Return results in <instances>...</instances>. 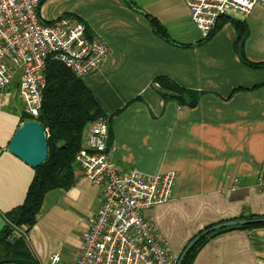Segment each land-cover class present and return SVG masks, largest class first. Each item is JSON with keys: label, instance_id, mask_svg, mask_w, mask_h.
<instances>
[{"label": "crops", "instance_id": "0c3cea01", "mask_svg": "<svg viewBox=\"0 0 264 264\" xmlns=\"http://www.w3.org/2000/svg\"><path fill=\"white\" fill-rule=\"evenodd\" d=\"M40 13L45 21L80 19L108 47L106 59L82 82L112 118L110 156L121 173L177 174L172 201L145 213L177 262L206 228L264 216V7L224 17L228 22L208 42L184 0H47ZM144 13L160 22L172 43L154 33ZM231 19L247 27L245 61ZM159 77L200 93L197 106L166 102ZM18 103L17 93H0V232L3 215L23 205L35 176L7 151L25 115ZM90 130L91 124L82 148ZM98 210L99 190L75 164L73 186L45 195L28 234L39 264L55 253L61 264H75ZM192 264H264V227L213 236Z\"/></svg>", "mask_w": 264, "mask_h": 264}, {"label": "built area", "instance_id": "2783aa9c", "mask_svg": "<svg viewBox=\"0 0 264 264\" xmlns=\"http://www.w3.org/2000/svg\"><path fill=\"white\" fill-rule=\"evenodd\" d=\"M42 0H0V93L17 79L15 93L27 117L36 121L46 88L49 59L82 79L108 56V47L69 17L45 21ZM203 39L229 16H247L264 0H184ZM109 118L91 123L88 147L75 162L99 190V210L82 235L75 264H177L145 213L172 201L177 174H123L112 163ZM47 264H61L53 254Z\"/></svg>", "mask_w": 264, "mask_h": 264}, {"label": "trees", "instance_id": "16d2710c", "mask_svg": "<svg viewBox=\"0 0 264 264\" xmlns=\"http://www.w3.org/2000/svg\"><path fill=\"white\" fill-rule=\"evenodd\" d=\"M46 1H41L40 10ZM144 15L154 33L162 40L172 43L167 30L160 22L148 14L144 13ZM64 17L75 19L70 15ZM75 20L83 23L80 19ZM230 21L237 31V47L245 61L243 47L248 37L247 27L235 19ZM226 22L228 20L222 18L216 29L203 41H210ZM86 32L91 36L87 26ZM45 76L46 88L43 94V105L36 122L40 123L46 131L48 160L35 170L34 179L23 205L3 215L5 226L0 232V261L21 259L39 264L29 248L28 234L39 218L45 195L56 189L67 191L73 186L75 159L82 148V134L86 126L103 118H109L112 121L92 92L84 85L82 79L76 77L70 69L49 59ZM156 82L168 91L167 94L162 95L166 102L194 108L200 100V93L181 88L168 78L159 77ZM26 121L34 120L23 115L22 123ZM257 227L264 226L245 227L243 230ZM225 231L218 230L202 238L188 253L183 264H192L196 252L210 238Z\"/></svg>", "mask_w": 264, "mask_h": 264}, {"label": "water", "instance_id": "95a60500", "mask_svg": "<svg viewBox=\"0 0 264 264\" xmlns=\"http://www.w3.org/2000/svg\"><path fill=\"white\" fill-rule=\"evenodd\" d=\"M7 151L33 169H38L48 160V144L46 131L36 121H26L18 128L7 146ZM251 226H264V216L244 217L212 226L197 235L184 249L177 264H183L191 249L205 236L218 230H237ZM0 264H34L21 259H6Z\"/></svg>", "mask_w": 264, "mask_h": 264}, {"label": "rangeland", "instance_id": "374dc122", "mask_svg": "<svg viewBox=\"0 0 264 264\" xmlns=\"http://www.w3.org/2000/svg\"><path fill=\"white\" fill-rule=\"evenodd\" d=\"M17 83H18V80L17 79H15L13 82H12V84L10 85V87H8V88H6L5 90H8V91H12V92H15V90H16V88H17ZM4 90V91H5ZM13 95H14V93H13ZM13 99L15 100V98L13 97ZM13 100V101H14ZM17 106V108H18V110H23V104H17L16 105Z\"/></svg>", "mask_w": 264, "mask_h": 264}]
</instances>
